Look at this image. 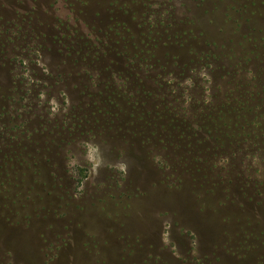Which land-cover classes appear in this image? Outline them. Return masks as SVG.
Here are the masks:
<instances>
[{"label":"rangeland","instance_id":"374dc122","mask_svg":"<svg viewBox=\"0 0 264 264\" xmlns=\"http://www.w3.org/2000/svg\"><path fill=\"white\" fill-rule=\"evenodd\" d=\"M172 39L204 61L165 85ZM228 53L264 73V0H0V264H264V121L164 118L233 87Z\"/></svg>","mask_w":264,"mask_h":264},{"label":"trees","instance_id":"16d2710c","mask_svg":"<svg viewBox=\"0 0 264 264\" xmlns=\"http://www.w3.org/2000/svg\"><path fill=\"white\" fill-rule=\"evenodd\" d=\"M169 30L170 29H168L166 26L163 30V33H167ZM179 33L176 32L175 36H177ZM117 42L119 43V41ZM114 44H116V41ZM116 47V50H118L117 45ZM169 47H176L181 49V51L184 53L186 49H195L197 45L186 44L185 40H164L162 42L160 52L163 53L162 57L156 55L155 53H151L150 56L145 58L149 61L152 60V63L150 64H157V69L159 72L158 78H161V84L165 85L175 84L173 82L176 79L175 76L178 74L181 75V77H187L189 73H193L197 66H192V62L198 63L200 60L204 61V56L201 55L203 51H196V53L200 54L198 57V62H196V56L194 58L183 56L184 58L181 59L186 60L181 64V62L178 60L179 56L171 54V52L168 50ZM167 56L173 60L171 63L168 61ZM225 56L228 57L229 60L233 61L229 63L228 67H232V70L230 69L231 72L225 68L227 69L225 70V76L230 77L228 81L233 82L229 83L232 84L233 87L225 90L222 89V87H217L218 92L214 93L213 96L209 95L212 99L210 101L208 100V102L205 100L202 103L204 99L199 98L200 103L197 101L198 107H201V103L203 105L201 112H198L197 109L194 114H189L188 117L186 114L181 116L179 113L173 112L174 110L172 111L169 109L170 114L167 115H169L170 118H167L166 116H164V118L165 120L168 119L174 120L175 122L177 121V125H175L177 128L180 127L179 132L182 133L186 129L187 131L194 129L201 133H209L213 131L214 133L228 134V130L231 128V122H233V124H240L239 129L246 131L249 129L247 128L249 124L256 123L258 120L264 121V73H261V71H255L252 74H245L242 72V75H238L240 68L237 69V67L240 64L249 62V56L245 55L243 57H239L236 53H228L225 54ZM164 97H166V94ZM200 97L203 96L200 94ZM162 100H164L166 103L165 106H167V102L173 104V102L168 101L166 98H162ZM183 128L186 129L183 130ZM250 130L255 129L250 128Z\"/></svg>","mask_w":264,"mask_h":264}]
</instances>
